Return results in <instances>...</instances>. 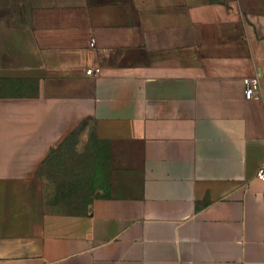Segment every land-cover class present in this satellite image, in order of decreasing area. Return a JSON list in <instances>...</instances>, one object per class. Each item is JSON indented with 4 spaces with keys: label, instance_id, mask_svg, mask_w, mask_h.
Listing matches in <instances>:
<instances>
[{
    "label": "crops",
    "instance_id": "1",
    "mask_svg": "<svg viewBox=\"0 0 264 264\" xmlns=\"http://www.w3.org/2000/svg\"><path fill=\"white\" fill-rule=\"evenodd\" d=\"M72 138L108 170L90 217L0 200V264H264V0H0V197Z\"/></svg>",
    "mask_w": 264,
    "mask_h": 264
},
{
    "label": "rangeland",
    "instance_id": "2",
    "mask_svg": "<svg viewBox=\"0 0 264 264\" xmlns=\"http://www.w3.org/2000/svg\"><path fill=\"white\" fill-rule=\"evenodd\" d=\"M77 139L42 163L30 186L12 189L14 197H0L3 209H9L12 221L21 232H79L90 217L92 204L104 191L106 164L98 163L91 138L80 146Z\"/></svg>",
    "mask_w": 264,
    "mask_h": 264
},
{
    "label": "built area",
    "instance_id": "3",
    "mask_svg": "<svg viewBox=\"0 0 264 264\" xmlns=\"http://www.w3.org/2000/svg\"><path fill=\"white\" fill-rule=\"evenodd\" d=\"M99 69H88L87 75H97L99 73ZM261 77L259 75H255L253 77L244 78L245 84V96L247 99L258 98L261 95ZM257 178L264 182V165L259 169L257 173ZM263 241H264V223H263Z\"/></svg>",
    "mask_w": 264,
    "mask_h": 264
}]
</instances>
